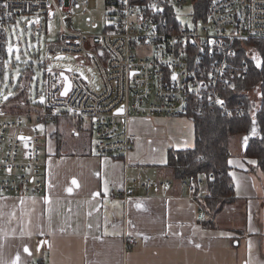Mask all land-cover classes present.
<instances>
[{"label": "built area", "instance_id": "1", "mask_svg": "<svg viewBox=\"0 0 264 264\" xmlns=\"http://www.w3.org/2000/svg\"><path fill=\"white\" fill-rule=\"evenodd\" d=\"M105 2L104 18L95 20L88 13L91 0H0V194L45 191L41 127L59 117L88 123L97 154L126 158L140 137L130 130L135 115L188 116L202 112L205 105L231 116L246 111L241 100L231 101L226 89L248 70L247 60H236L239 47L246 49V41L264 38V0ZM76 11L90 30L74 25ZM54 14L60 30L46 42L47 53L87 57L99 73L100 90L92 88L81 70L69 67L46 68L44 89L35 99L32 66L19 73L14 90L6 85L13 81L6 75L8 51L15 42L9 44V29L26 16L36 24ZM181 181L193 198L205 191ZM199 184L205 189L204 177ZM154 185L169 190L173 180L143 182L144 187ZM134 191L125 188L122 195L128 198ZM197 217L205 220L206 210L200 208ZM133 240L127 237V249Z\"/></svg>", "mask_w": 264, "mask_h": 264}, {"label": "crops", "instance_id": "2", "mask_svg": "<svg viewBox=\"0 0 264 264\" xmlns=\"http://www.w3.org/2000/svg\"><path fill=\"white\" fill-rule=\"evenodd\" d=\"M183 116L135 115L130 130L140 137L126 158L97 154L91 129L88 148L68 151L53 137L57 122L42 126L45 191L0 194V264H264V172L231 157L237 199L213 225L200 221L199 201L162 166L169 147L194 144L192 119L176 122ZM138 118L146 122L135 126ZM146 129L167 132L163 160L144 154ZM149 179L173 186L144 187ZM125 188L135 191L124 198Z\"/></svg>", "mask_w": 264, "mask_h": 264}, {"label": "trees", "instance_id": "3", "mask_svg": "<svg viewBox=\"0 0 264 264\" xmlns=\"http://www.w3.org/2000/svg\"><path fill=\"white\" fill-rule=\"evenodd\" d=\"M1 40V38H0ZM249 48L239 47L236 60L248 61V70L241 73L233 86L226 89L232 102L242 101L246 111L239 115H228L218 108L205 105L202 112H191L194 123V144L190 147L167 149V161L163 166L174 179L195 183L205 178V191L197 199L213 225L216 215L237 199L231 174L230 149L233 136L241 140V156L253 159L256 168L264 172V38L245 42ZM255 92L256 95L250 93ZM60 118L53 137L62 146ZM71 119V118H69ZM73 122L72 132L80 131L82 125ZM59 149V146H58ZM214 175V179L212 178Z\"/></svg>", "mask_w": 264, "mask_h": 264}, {"label": "rangeland", "instance_id": "4", "mask_svg": "<svg viewBox=\"0 0 264 264\" xmlns=\"http://www.w3.org/2000/svg\"><path fill=\"white\" fill-rule=\"evenodd\" d=\"M107 10L105 0H91L88 13L92 15L95 20H102L104 18V12ZM183 14H186L185 12ZM184 18V15L180 16ZM30 20V23L27 22ZM35 19H30L28 16L22 20H17L13 24L12 29L8 32L9 44L14 41L18 43L17 50L8 51V64L6 75L9 78H13L12 83L10 79L6 82V85H10V89L14 90L15 86L19 83V73L23 72L26 67H33L35 70L34 78L31 84V98L35 99L36 94L44 89V76L46 68H65L69 67L71 70H81L89 79V83L95 90L101 89V81L96 66L87 57H78L73 53H66L60 57H54L47 53L45 44L57 37L60 30V19L58 15L54 14L49 18H43L38 23L34 24ZM73 23L78 29L90 30V26L84 21V15L81 11H76L73 16ZM247 48V46L245 47ZM249 48V46H248ZM253 97L255 92L250 93ZM177 119L176 122H187L190 120L187 118ZM60 130L62 131L61 144L62 148L68 151H81L88 148L91 145L92 135L88 128V123H85L83 128L79 131V134L72 132L73 122L69 118H60ZM143 118H138L135 122L137 124L145 123ZM143 124L140 129H142ZM165 132V133H164ZM181 133H190L185 129H180ZM166 131H150L146 129L143 134L145 142L142 143V149L145 150L144 154H154L156 160L164 159L163 146L169 141ZM142 137V138H143ZM241 140L239 136H233L230 149L232 151V157H239L241 155ZM192 141L188 140L181 143V148L190 147ZM167 157V155H166ZM260 181V178L258 179Z\"/></svg>", "mask_w": 264, "mask_h": 264}, {"label": "water", "instance_id": "5", "mask_svg": "<svg viewBox=\"0 0 264 264\" xmlns=\"http://www.w3.org/2000/svg\"><path fill=\"white\" fill-rule=\"evenodd\" d=\"M10 49L11 50H17L18 49V43L17 42H14L12 46H10ZM63 76L65 77V81H66V85L69 84L68 82V76L66 74L63 73ZM119 111H122V108H120Z\"/></svg>", "mask_w": 264, "mask_h": 264}]
</instances>
